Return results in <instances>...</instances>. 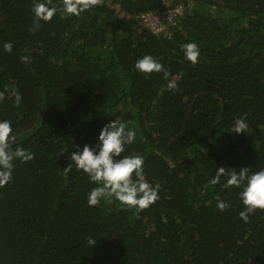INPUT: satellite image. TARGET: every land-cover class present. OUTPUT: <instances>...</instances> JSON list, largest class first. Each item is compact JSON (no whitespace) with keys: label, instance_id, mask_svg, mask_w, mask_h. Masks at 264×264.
<instances>
[{"label":"trees","instance_id":"obj_1","mask_svg":"<svg viewBox=\"0 0 264 264\" xmlns=\"http://www.w3.org/2000/svg\"><path fill=\"white\" fill-rule=\"evenodd\" d=\"M176 6L183 12L167 32L141 22ZM31 7L0 0V91L21 96L0 100V119L13 125V147L34 153L0 187V264H264V210L245 223L239 189L223 178L205 187L218 166L264 167V0H100L34 32ZM188 42L200 49L195 65L181 51ZM145 54L183 73L176 89L162 73L135 70ZM244 114L248 129L236 134ZM111 120L135 130L128 152L145 157L146 178L159 185L143 210L89 207L95 184L64 172L73 145L95 144ZM218 200L230 206L221 211Z\"/></svg>","mask_w":264,"mask_h":264},{"label":"clouds","instance_id":"obj_2","mask_svg":"<svg viewBox=\"0 0 264 264\" xmlns=\"http://www.w3.org/2000/svg\"><path fill=\"white\" fill-rule=\"evenodd\" d=\"M100 0H32L31 11L33 14L32 27L29 31H36L41 22H50L59 14L62 18L69 16L79 17L85 11L96 6ZM4 52H11L13 43L5 41L2 45ZM185 60L195 65L200 56L199 46L195 42H188L181 46ZM22 62H28V56L20 57ZM138 73L145 75L162 73L167 80L165 89L172 91L177 88V81L183 73H170L151 54H145L138 58L134 64ZM11 93L14 103L21 101L20 94L15 89L7 86L0 91V100ZM248 123L246 114L236 117L232 125V131L236 134L246 132ZM136 140V132L128 126L127 122L111 120L99 131L95 144H84L82 147L73 145L69 161L64 172H70L73 167L77 172L87 175L90 183L95 184L87 194L89 207L96 206L101 200L108 202L117 201L121 206L134 208L137 211L151 206L159 199V185H153L148 181L144 172L145 157L128 152L127 146ZM16 134L10 120L0 119V187L9 184L13 178L15 161L27 163L34 158V153L16 145ZM67 151V150H66ZM64 153V152H63ZM224 179L222 187L239 189L238 196L243 206L239 212V218L247 223L250 214L257 209L264 210V167L252 170L249 167H241L238 171L218 166L207 185L214 186ZM230 205L223 200L217 201V208L221 211ZM97 243L92 237L87 238V244L93 246Z\"/></svg>","mask_w":264,"mask_h":264},{"label":"built area","instance_id":"obj_3","mask_svg":"<svg viewBox=\"0 0 264 264\" xmlns=\"http://www.w3.org/2000/svg\"><path fill=\"white\" fill-rule=\"evenodd\" d=\"M182 12V6H176L161 12H144L141 15V22L154 33L167 32L169 28L177 23V16Z\"/></svg>","mask_w":264,"mask_h":264}]
</instances>
